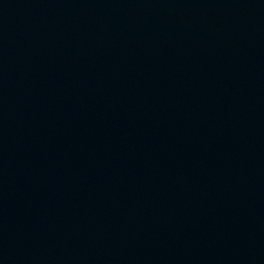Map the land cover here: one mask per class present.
I'll return each mask as SVG.
<instances>
[{
	"label": "water",
	"instance_id": "95a60500",
	"mask_svg": "<svg viewBox=\"0 0 264 264\" xmlns=\"http://www.w3.org/2000/svg\"><path fill=\"white\" fill-rule=\"evenodd\" d=\"M0 264H264V0H0Z\"/></svg>",
	"mask_w": 264,
	"mask_h": 264
}]
</instances>
